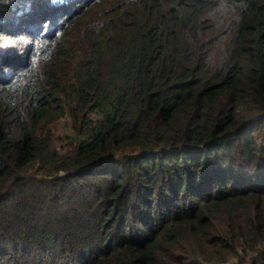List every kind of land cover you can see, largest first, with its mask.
<instances>
[{"label": "trees", "instance_id": "16d2710c", "mask_svg": "<svg viewBox=\"0 0 264 264\" xmlns=\"http://www.w3.org/2000/svg\"><path fill=\"white\" fill-rule=\"evenodd\" d=\"M227 263L264 264V0H0V264Z\"/></svg>", "mask_w": 264, "mask_h": 264}, {"label": "rangeland", "instance_id": "374dc122", "mask_svg": "<svg viewBox=\"0 0 264 264\" xmlns=\"http://www.w3.org/2000/svg\"><path fill=\"white\" fill-rule=\"evenodd\" d=\"M69 124H70L69 120H62L61 123H58L56 125L58 132H64L65 134H69L70 133ZM56 127H55V129H56ZM227 264H231V263H227Z\"/></svg>", "mask_w": 264, "mask_h": 264}]
</instances>
